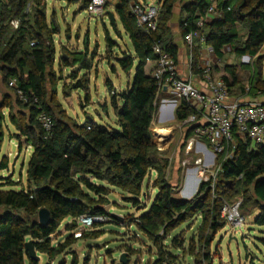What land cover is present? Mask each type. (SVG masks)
Segmentation results:
<instances>
[{
	"label": "trees",
	"instance_id": "obj_1",
	"mask_svg": "<svg viewBox=\"0 0 264 264\" xmlns=\"http://www.w3.org/2000/svg\"><path fill=\"white\" fill-rule=\"evenodd\" d=\"M89 1L81 0L80 10L87 8ZM114 1L115 15L132 47V54L121 51L114 62L125 74L134 70V75L125 90L109 88V105L102 110L113 112L116 122L112 127L97 125L91 120L90 124L80 125L57 101L59 81L54 69V37L59 29L54 21H48L45 0H0V148L4 137L1 124L6 118L14 130L17 150L22 146L31 149L25 173L26 188L19 192L0 191V264H39L24 253V245L29 241L38 257L43 255L54 260L80 240H97L102 233H86L80 229L63 243L51 245V237L65 219L106 217L111 224H123L124 220L120 222L104 213L102 206L107 202L106 197L111 190H117L126 196L125 202L137 208L140 199L150 200L143 184L151 174L155 176L151 186L156 194L147 211L132 219L131 224L155 249L153 264L179 262L178 255L185 250L184 239L180 234H173L195 218L200 220L197 246L209 250L215 236L227 225L220 214L224 203L232 205L240 199V215L244 218L243 212L251 208L257 212L253 223L264 226V144L251 147L236 140L231 159L223 161L218 157L220 173L213 189L211 180L201 183L190 200H182L168 182L167 161L162 159L151 133L158 111L157 82L144 74V65L156 58L155 46H160L176 62L177 47L168 25L174 9L182 4L187 13L181 23L184 36L205 13L206 1L160 0L154 31L137 27L132 13V5L137 0ZM226 6L229 10L223 19L205 27L206 45L218 59L223 57L226 48L238 57L250 58L248 64L240 66L249 68L247 85L242 84L236 67H225L226 74L221 78L230 95L264 96L263 59L259 56L264 49V0H229ZM13 21L18 22L16 29L11 26ZM106 41L108 54L114 46L118 47L107 35ZM60 53L58 71L74 68L70 78L75 83L69 90L87 92L89 75L78 78L82 71L92 70L87 51L77 53L61 47ZM110 66L115 72V66ZM11 82L15 83L14 88L9 87ZM17 91L27 99L26 104L20 102ZM42 112L53 122L48 135L37 121ZM191 114L184 102L174 112L178 124ZM194 128L182 129L185 140ZM7 165V158L3 157L0 171L6 170ZM147 185L148 181L146 189ZM144 205L140 210H146ZM41 209L50 214V222L45 227L38 223ZM201 258L211 264L205 252Z\"/></svg>",
	"mask_w": 264,
	"mask_h": 264
},
{
	"label": "rangeland",
	"instance_id": "obj_2",
	"mask_svg": "<svg viewBox=\"0 0 264 264\" xmlns=\"http://www.w3.org/2000/svg\"><path fill=\"white\" fill-rule=\"evenodd\" d=\"M159 1L137 0L143 6L149 4L157 6ZM45 5L48 21H54L59 29L58 34L54 37L57 54H59L61 47H65L77 53L87 51L88 59H92V70L89 72L82 71L78 75V78L81 75H89L87 92L69 90L75 83L70 78L74 68H62L61 71H58V64L55 63L54 69L59 81L57 83V101L66 111V114L80 125L90 124L91 120L97 125L115 127V119L111 110H108V115H105L106 113L102 110L103 106L109 105V88L111 86L114 91L125 90L128 87L127 83L131 85L133 79L132 72L125 74L114 62V57L120 55L121 51L132 53L130 41L113 9L115 1L105 0L101 16L90 15L87 8L80 10L81 0L78 3H75L74 0H45ZM108 13L113 15L116 28L110 24ZM106 35L110 41L118 44V47L114 46L113 51L109 54L107 53ZM224 53L227 63L234 61L235 58H233L231 49L226 48ZM259 56L263 59L262 73H264V49L261 50ZM237 60L245 65L250 62V58L247 56ZM111 64L115 66V72H113ZM238 71L239 79L246 83L249 77V68H240ZM2 91L5 92V90ZM157 99L158 111L151 126V133L157 136L152 135L154 144L162 159L167 161L166 177L168 182L175 187L177 198L193 197L198 185L196 180L198 171L193 166V160L201 158V156L196 147L187 154L184 131L180 129L175 116L161 125L167 127L165 134L156 131V127L163 118V114L159 111L161 99ZM6 114L7 111L4 110V117ZM98 114L104 118L102 121ZM1 128L4 137L0 148V162L3 157H6L8 165L6 170L0 171V191L19 192L26 188L25 173L31 149L22 146L20 151L17 150V142L13 139L14 130L6 118L1 124ZM187 161H190V164L183 165ZM154 178V174H151L149 180L146 179L143 184V191L147 193L150 200L140 199V206L137 208L131 203L125 202L124 197L126 196L121 192L117 190L109 192L106 197L107 202L102 206V209L105 214L121 217L125 221L123 224L116 225L107 221L93 225L92 228H86L84 230L86 233L97 231L102 233V236L97 240L91 238L84 241L80 240L54 260H49L46 256L41 255L39 256V264H73L74 260H76V264H120L119 258L122 253L127 254V264H153L156 251L151 248V243L131 224V220L139 217L149 208L156 194V190L152 189L151 186ZM8 179L11 180V183ZM144 204L147 208L142 211L140 207L145 206ZM243 213V226L239 228L227 224L215 236L209 250H202L197 246L198 228L200 226L198 218L183 225L173 234H180L184 239L183 247L185 250L178 255L179 262L177 264H207L201 258L203 252L209 255L211 264H264V226L260 227L253 223V219L257 215L256 211L248 208ZM74 224L75 228H73ZM70 227H72L71 231H69ZM79 228L73 220L65 219L60 224L58 232L51 237V245L55 247L63 243L69 235L79 232ZM127 249L131 252H127ZM173 252L175 253V251Z\"/></svg>",
	"mask_w": 264,
	"mask_h": 264
},
{
	"label": "built area",
	"instance_id": "obj_3",
	"mask_svg": "<svg viewBox=\"0 0 264 264\" xmlns=\"http://www.w3.org/2000/svg\"><path fill=\"white\" fill-rule=\"evenodd\" d=\"M208 7L205 13L196 21L193 30L183 36L185 46L192 51L196 46H206L205 27L223 19L224 13L229 10L226 6L229 0H205ZM105 0H90L87 12L90 15L101 16ZM132 13L136 18L138 28L154 31L158 18V7L156 5H146L135 3L132 5ZM11 26L16 29L18 22H11ZM32 46V45H31ZM207 52L213 55L210 47H206ZM155 58V70L152 74L157 82V97L164 91L173 98L176 107L180 102H184L192 111L181 124L180 129L185 127H195L190 137L185 141L187 154L192 148L203 147L209 149L210 158L201 154V158L193 160V166L197 169L196 180L198 186L201 183L212 181L213 189L217 176L220 173L218 157L223 161L231 159L235 150V141L243 144L248 143L251 147L264 144V104L249 103L241 104L230 99L227 85L222 79L216 78L213 73V65L205 63L199 70L205 81L208 93L205 94L191 84L190 80L180 77L177 64L172 57L161 49L160 46L153 48ZM190 63L193 54L190 52ZM15 83H9V87L14 88ZM20 102L26 104L27 99L17 91ZM177 103V104H176ZM37 121L42 130L48 135L52 128V119L44 112L39 113ZM190 161L183 165H189ZM241 200L234 204L224 203L221 209V218L226 224L241 228L244 218L239 213ZM109 221L106 217L83 216L75 219L79 229L92 228L94 224Z\"/></svg>",
	"mask_w": 264,
	"mask_h": 264
},
{
	"label": "crops",
	"instance_id": "obj_4",
	"mask_svg": "<svg viewBox=\"0 0 264 264\" xmlns=\"http://www.w3.org/2000/svg\"><path fill=\"white\" fill-rule=\"evenodd\" d=\"M186 17H187V13L183 11V5L178 4V5H176V7L174 9L173 16H172V18L168 24L170 32H171L173 43L177 47L176 64H177L178 73L182 79L190 80L193 87H195L199 91L207 94L208 93L207 85L202 78V73L199 70L200 67H202L207 62L212 63L214 76L216 78L222 79L221 77L226 74L225 70H224L225 67L232 66V67H236L239 70L240 66L244 65V64L237 60L241 57L238 58L234 53H233V58H235L234 59L235 62L233 61L231 63H227L226 56H225L224 52H223L224 53L223 57L221 59L216 58L214 54L210 55L207 52V48H206L207 45L206 46H196L194 48L195 52L193 53V60L190 63L189 58H190V52L191 51H190V49H188L185 46L184 41H183V36L181 34V23ZM60 52H61V48L59 50V54H57V51H56L55 63H57L58 65H59V60H60V56H61ZM154 70H155V59L147 60L145 65H144V68H143L144 74L146 76H152ZM115 71H116V69H115ZM132 73L134 75V70L132 71ZM237 74H239V71H237ZM242 84L247 85V81H246V83H244L242 81ZM127 85H128V87L130 86L128 83H127ZM158 98L161 99V106L159 107V111L163 114V118L161 119V121H160L159 125L156 127V129L157 130H162V129L165 130V129H167V127L161 126V125L164 124L166 121H170L171 119H173L174 112H175L177 105H176V107L174 106L175 104H173V98L166 91H164L162 94H160L158 96ZM230 99L233 101H238L241 104H249V103L264 104V96H260V95L257 96L256 98H252V97H248V96L236 97L234 95H230ZM111 113H113V112L111 111ZM105 115H108V114L106 113ZM112 115L115 119L114 114H112ZM98 117L101 121L104 119L99 114H98ZM115 122H116V119H115ZM102 124H103V122H102ZM166 131H168V130H166ZM151 132H152V129H151ZM152 135H153V133H152ZM153 136H156V135L154 134ZM197 151L199 152L200 155L204 154L207 158H210L209 149L205 150L203 147H197ZM192 178H194V177H192ZM185 197H187V196H184V198ZM181 199H183V198H181Z\"/></svg>",
	"mask_w": 264,
	"mask_h": 264
},
{
	"label": "water",
	"instance_id": "obj_5",
	"mask_svg": "<svg viewBox=\"0 0 264 264\" xmlns=\"http://www.w3.org/2000/svg\"><path fill=\"white\" fill-rule=\"evenodd\" d=\"M75 3H78L79 0H74ZM108 19L110 24L115 28V23H114V17L111 13H108ZM196 193V190H195ZM192 196H187L186 198H183L182 200H190ZM115 219L119 220L120 222H123V219L119 217L118 215H112ZM50 222V214L46 209H41L38 212V223L41 227H45L49 224ZM24 253L27 255V257L30 260L33 261H39L40 258L38 257L36 251L34 250V247L32 245V242L29 241L24 245ZM127 254L122 253L120 258H119V263L120 264H127L128 260L126 259Z\"/></svg>",
	"mask_w": 264,
	"mask_h": 264
},
{
	"label": "bare ground",
	"instance_id": "obj_6",
	"mask_svg": "<svg viewBox=\"0 0 264 264\" xmlns=\"http://www.w3.org/2000/svg\"><path fill=\"white\" fill-rule=\"evenodd\" d=\"M156 131H158V132L161 133V134H165V130H163V129H162V130H156ZM195 186H196V185H195ZM195 186H194V187H195Z\"/></svg>",
	"mask_w": 264,
	"mask_h": 264
}]
</instances>
